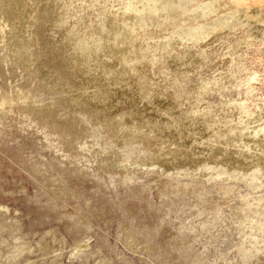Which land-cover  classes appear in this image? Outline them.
Returning <instances> with one entry per match:
<instances>
[{
  "label": "rangeland",
  "instance_id": "rangeland-1",
  "mask_svg": "<svg viewBox=\"0 0 264 264\" xmlns=\"http://www.w3.org/2000/svg\"><path fill=\"white\" fill-rule=\"evenodd\" d=\"M0 264H264V0H0Z\"/></svg>",
  "mask_w": 264,
  "mask_h": 264
},
{
  "label": "bare ground",
  "instance_id": "bare-ground-1",
  "mask_svg": "<svg viewBox=\"0 0 264 264\" xmlns=\"http://www.w3.org/2000/svg\"><path fill=\"white\" fill-rule=\"evenodd\" d=\"M257 131V130H256ZM247 144H249V143H247ZM244 148H245V146H244ZM247 148H249V146L247 147ZM250 148H251V146H250ZM250 150H252V148L250 149ZM236 163H238L239 164V162H236ZM233 164V163H232ZM237 164V165H238ZM229 165H231V163L229 164ZM238 166H240V165H238ZM235 167H236V165H235ZM248 171H249V168H248ZM254 172V171H253ZM249 173V172H248ZM256 172H254V174H255ZM253 173L251 172L249 175H252Z\"/></svg>",
  "mask_w": 264,
  "mask_h": 264
}]
</instances>
